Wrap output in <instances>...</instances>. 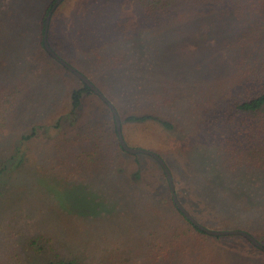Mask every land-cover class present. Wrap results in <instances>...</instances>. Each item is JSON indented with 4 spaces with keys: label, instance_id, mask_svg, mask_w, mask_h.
I'll list each match as a JSON object with an SVG mask.
<instances>
[{
    "label": "rangeland",
    "instance_id": "374dc122",
    "mask_svg": "<svg viewBox=\"0 0 264 264\" xmlns=\"http://www.w3.org/2000/svg\"><path fill=\"white\" fill-rule=\"evenodd\" d=\"M51 1L0 0V82L10 80L13 72H24L31 88L0 133V161L14 154L11 168L0 176L11 196L7 206H0V261L12 255L18 224L22 236L56 231L61 222L55 217L65 211L87 215L78 220L70 214L76 226L87 222L103 230L112 226L105 228L106 234L113 231L129 238L139 230L131 217L112 223L110 213L116 210L108 209L118 204L126 212L120 205L124 203L118 183L130 181L135 170L133 163L128 168V159H116V166L102 179H86L85 173L68 183L52 171L55 138L81 142L93 132L108 134L110 125L94 95L85 96L73 115L70 95L82 88L81 81L58 62L50 68L41 56L32 59ZM141 1L64 0L52 13L48 45L112 104L123 121L127 146L156 154L173 170L178 202L197 224L212 231L246 232L264 247V175L245 169L221 174L217 145L206 137L203 110L194 106L195 101L202 102L197 91L213 82L205 77L210 63H219L211 49L217 38L227 36V28L216 18L192 19L179 0H144L155 4L158 11L153 14ZM151 111L174 129L166 132L152 122L124 123L131 114ZM56 122L59 129L53 127ZM34 127L38 136L22 141ZM187 167L191 173H186ZM146 177L148 182L140 189L157 193V178ZM175 224L179 237L175 240L167 239L169 232L160 229L154 240L143 234L133 242H119L131 249L127 254H134L126 264H264V252L240 235L202 237L194 232L190 236L185 223ZM113 244L106 248L103 244L100 253L92 245L89 264L108 262ZM155 247L157 262L147 259Z\"/></svg>",
    "mask_w": 264,
    "mask_h": 264
},
{
    "label": "trees",
    "instance_id": "16d2710c",
    "mask_svg": "<svg viewBox=\"0 0 264 264\" xmlns=\"http://www.w3.org/2000/svg\"><path fill=\"white\" fill-rule=\"evenodd\" d=\"M54 1L49 3L41 20L39 41L36 42L37 46L35 45L32 57L33 60L38 61L41 56L45 65L50 68L54 67V63L56 65L58 63L43 46V32L47 12ZM179 2L184 4V8L189 11L187 14L192 19L216 18L227 28V36L222 40L217 38L216 47L211 49L218 56L219 63L214 65L211 62L205 77H212L213 82L205 87L206 90L200 88L197 91V96L202 102H194V106L203 110L201 120L207 139L217 145L216 156L220 173L228 174L245 169L261 172L264 175V0H179ZM141 3L144 7H148V11L152 14L158 11L154 9L153 2L142 0ZM202 5L207 10L202 9ZM205 11L209 12L205 13ZM49 40L48 33L47 42L50 45ZM37 68L39 69L40 66ZM30 89L29 79L24 72L19 74L13 72L10 80L0 82V133L4 131L7 120L15 115L16 108L26 100L27 96H30L27 94L31 93ZM89 95H94L105 110L109 118V133L93 132L81 142L80 139L70 137L55 138L52 159L56 162L52 171L68 183L75 181L78 176L83 177L85 173H87L85 176H88L86 179H102L116 166V159L120 157L128 159L131 162L128 168L133 163L135 170L131 173L130 181L125 184L118 183L120 192H123L120 197L124 204L120 205L126 212L119 210L118 204L108 209L116 210L110 213L112 223L123 222L131 217L135 219L132 223L134 229H139L138 232L133 231V235L124 238L115 235L113 231L106 234L105 228L112 227L109 225H106L104 230L92 228L88 226V222L76 226L73 224L76 220L70 217L72 213L65 211L61 214L63 217H55L61 222L56 231L22 236V227L18 224L16 226L18 236L15 233L17 240L14 245L11 244L12 255L8 258L2 257L0 264H89L91 246L95 245V251L100 253L102 245L105 244L106 248L110 243L114 244L108 262L98 263L126 264L129 263L127 257L131 258L134 254H127L126 250L131 249L121 246L119 242L130 243V240L133 242L143 234L146 240H154L157 239L156 232L160 229L169 232L166 235L167 239L175 240L179 238L178 232L174 231L175 222L185 223L190 236L195 232L202 237H214L191 224L176 207L164 171L154 158L144 154L132 155L120 147L111 109L84 83L82 88L74 90L70 95L71 113L75 115L82 105L83 98ZM146 122H152L166 132L174 129L171 122L153 111L141 115L131 114L124 119L125 124ZM120 123L122 136L127 143L123 121ZM53 127L59 129L60 123L56 122ZM37 136L34 127L30 135L22 137V141L29 142ZM13 156L14 154L6 161H0V165L3 164L2 168L0 166V176H3L8 167L11 168ZM17 163L21 165L22 158L17 160ZM170 172L174 183L175 174L171 169ZM186 173H191L188 167ZM148 174L157 178L154 182L157 187L154 190L158 192L155 194L152 190L150 192L140 189L148 182L146 177ZM132 186L137 190L132 189ZM7 187L0 180V206H7L10 202L11 196ZM176 196L181 203L177 192ZM72 215L78 220L87 218V215ZM64 217L65 220L62 219ZM158 257L160 256L157 255L155 247L154 253L151 251L147 259L157 262Z\"/></svg>",
    "mask_w": 264,
    "mask_h": 264
},
{
    "label": "water",
    "instance_id": "95a60500",
    "mask_svg": "<svg viewBox=\"0 0 264 264\" xmlns=\"http://www.w3.org/2000/svg\"><path fill=\"white\" fill-rule=\"evenodd\" d=\"M62 1H64V0H55L54 3L52 4L50 10L47 12V15H46V18H45V23H44L43 46H44L46 52L56 62H58L61 66H63L65 69H67L69 72H71L74 76H76L82 83L87 85L93 91V93L96 94L97 96H99V98L104 103H106L107 106L111 109L112 114L114 116V120H115L116 132H117V137H118V142L120 144V147L126 153H129V154H132V155H135V154L148 155V156L154 158L160 164V166L162 167V169L164 171L165 178L167 180V183H168V186H169V191H170V194H171V197H172V200H173L174 204L182 212V214L191 222V224H193L195 227H197L200 231L206 233L207 235L214 236V237H222V236H228V235H232V236L240 235V236L246 238L253 246H255L256 248H258L259 250H262L264 252V247L260 243H258V241H256L251 235H249L246 232H243V231H212V230H208V229L204 228L203 226L197 224L185 212V210L182 208V206L178 202L170 170L168 169V167L166 166L164 161L159 156H157L156 154H154V153H152V152H150L148 150H144V149H140V148H132V147L127 146V144L125 143V141H124V139L122 137L121 124H120V120H119L118 114H117L115 108L112 106V104H110L108 102V100L99 92V90L84 75H82L76 69L71 67L65 61H63L58 55L55 54V52L48 45L47 34H48V30H49L50 19H51L52 13L55 11L57 6L59 4H61Z\"/></svg>",
    "mask_w": 264,
    "mask_h": 264
}]
</instances>
